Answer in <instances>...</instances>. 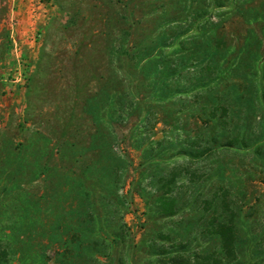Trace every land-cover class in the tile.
<instances>
[{
    "label": "rangeland",
    "instance_id": "374dc122",
    "mask_svg": "<svg viewBox=\"0 0 264 264\" xmlns=\"http://www.w3.org/2000/svg\"><path fill=\"white\" fill-rule=\"evenodd\" d=\"M63 260L264 264V0H0V264Z\"/></svg>",
    "mask_w": 264,
    "mask_h": 264
},
{
    "label": "trees",
    "instance_id": "16d2710c",
    "mask_svg": "<svg viewBox=\"0 0 264 264\" xmlns=\"http://www.w3.org/2000/svg\"><path fill=\"white\" fill-rule=\"evenodd\" d=\"M213 142H216V140H213ZM227 143H229L231 146L230 142H227ZM242 143H244V142H242ZM229 144H221L220 147H223V148L229 147ZM222 207H223V212L226 213L228 211V206L225 204V202H224ZM233 213L236 214L229 207V222H214V220H213L209 224L210 225L209 228H213L212 229L213 234H215L216 237H218V239H219L221 255L226 257L230 263L235 261L236 253H237L236 252V246H235L237 228L235 227V225L232 221V218H231L234 215ZM78 245H80V244L78 243ZM185 247H186V245L182 244L180 250L184 251ZM202 258L208 261L210 257L203 256ZM62 262H63V264H67V260H63ZM170 262H174V260H171ZM211 262H213V260ZM216 263H220V260H218V262H216Z\"/></svg>",
    "mask_w": 264,
    "mask_h": 264
}]
</instances>
